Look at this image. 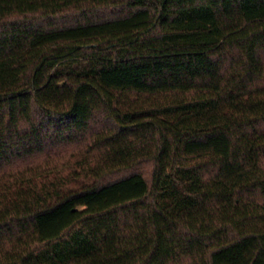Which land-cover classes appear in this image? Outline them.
I'll use <instances>...</instances> for the list:
<instances>
[{
	"label": "trees",
	"instance_id": "trees-1",
	"mask_svg": "<svg viewBox=\"0 0 264 264\" xmlns=\"http://www.w3.org/2000/svg\"><path fill=\"white\" fill-rule=\"evenodd\" d=\"M0 264H264V0H0Z\"/></svg>",
	"mask_w": 264,
	"mask_h": 264
}]
</instances>
